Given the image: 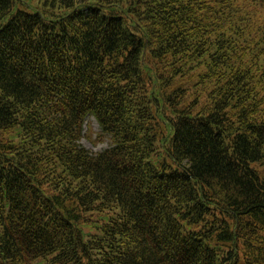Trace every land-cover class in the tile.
<instances>
[{
  "label": "trees",
  "instance_id": "obj_1",
  "mask_svg": "<svg viewBox=\"0 0 264 264\" xmlns=\"http://www.w3.org/2000/svg\"><path fill=\"white\" fill-rule=\"evenodd\" d=\"M0 264H264V0H0Z\"/></svg>",
  "mask_w": 264,
  "mask_h": 264
},
{
  "label": "rangeland",
  "instance_id": "obj_2",
  "mask_svg": "<svg viewBox=\"0 0 264 264\" xmlns=\"http://www.w3.org/2000/svg\"><path fill=\"white\" fill-rule=\"evenodd\" d=\"M90 128H92V130L94 132H92L90 130ZM98 130H99V125H98V122L96 121L95 117L94 116H88L86 118L85 123H84L83 136L81 139V143L84 146H86L87 148H89L90 150H92L93 152L101 151L104 148H106L108 145L106 142L96 141V139H95L96 136L94 133L97 132ZM87 132H88V135L91 137L86 136Z\"/></svg>",
  "mask_w": 264,
  "mask_h": 264
}]
</instances>
